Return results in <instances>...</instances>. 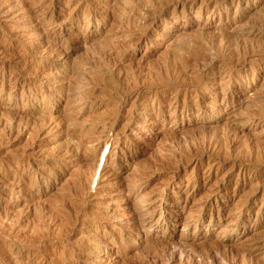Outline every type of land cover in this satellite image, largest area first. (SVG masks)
Here are the masks:
<instances>
[{
  "label": "rangeland",
  "instance_id": "rangeland-1",
  "mask_svg": "<svg viewBox=\"0 0 264 264\" xmlns=\"http://www.w3.org/2000/svg\"><path fill=\"white\" fill-rule=\"evenodd\" d=\"M263 42L264 0H0V264H264Z\"/></svg>",
  "mask_w": 264,
  "mask_h": 264
},
{
  "label": "bare ground",
  "instance_id": "bare-ground-1",
  "mask_svg": "<svg viewBox=\"0 0 264 264\" xmlns=\"http://www.w3.org/2000/svg\"><path fill=\"white\" fill-rule=\"evenodd\" d=\"M137 1V0H136ZM154 1V0H153ZM162 2V1H161ZM168 2V1H167ZM164 5H166V4H164ZM164 5H162V6H164ZM226 5V4H225ZM224 5V6H225ZM143 6V5H142ZM199 9V8H198ZM128 10V9H127ZM152 12V11H151ZM156 12V11H155ZM159 12V11H158ZM198 12V11H197ZM154 13V12H153ZM159 15V14H158ZM207 37V36H206ZM223 38V37H222ZM230 38V37H229ZM231 39H232V37H231ZM206 40V39H205ZM224 40V39H223ZM227 40V39H226ZM235 40V39H234ZM233 40V41H234ZM248 41V40H247ZM209 43V42H208ZM223 43V42H222ZM228 43V42H227ZM264 43V42H263ZM216 45V44H215ZM209 46H211V45H209ZM214 46V45H213ZM226 47H227V45H226ZM215 48V47H214ZM224 49V48H223ZM220 50V49H219ZM121 51V50H120ZM231 51V50H230ZM226 52V51H225ZM101 53V52H100ZM215 53V52H214ZM227 54V53H226ZM96 55V54H95ZM100 55V54H99ZM170 55V54H169ZM231 55H232V53H231ZM109 56V55H108ZM173 56V55H172ZM172 56H171V58H172ZM221 57V56H220ZM96 58V57H95ZM95 58H93V59H95ZM163 58V57H162ZM166 58V57H165ZM203 59V58H202ZM162 60V59H161ZM85 61V60H84ZM84 61H82V62H84ZM164 61V60H163ZM213 61V60H212ZM162 62V61H161ZM165 62V61H164ZM211 62V61H210ZM81 63V62H80ZM206 64V63H205ZM92 65V64H91ZM97 65V64H96ZM100 65V64H99ZM166 65V64H165ZM208 65V64H207ZM82 66H84V65H82ZM87 66V65H86ZM93 66H94V64H93ZM102 66V65H101ZM156 66V65H155ZM173 66V65H172ZM179 66V65H178ZM77 67V66H76ZM175 67V66H174ZM184 67V66H183ZM86 68V67H85ZM93 68V67H92ZM99 68V67H98ZM103 68V67H102ZM154 68V67H153ZM156 68V67H155ZM204 68H206V66L204 65ZM78 69V68H77ZM100 69V68H99ZM104 69V68H103ZM108 69V68H107ZM180 71L182 70V69H180V68H178ZM89 70V69H88ZM97 70V69H96ZM144 70V69H143ZM100 71V70H99ZM120 71V70H119ZM118 71V72H119ZM130 71V70H129ZM168 71V70H167ZM131 72V71H130ZM140 72V71H139ZM73 73H74V71H73ZM111 73V72H110ZM141 73V72H140ZM160 73V72H159ZM172 73V72H171ZM181 73V72H180ZM202 73V72H201ZM98 74V73H97ZM164 74V73H163ZM170 74V73H169ZM179 74V73H178ZM106 75V74H105ZM154 75V74H153ZM184 75V74H183ZM104 76V75H103ZM130 76V75H129ZM138 76V75H137ZM148 76V75H147ZM176 76H177V74H176ZM79 77V76H78ZM149 77H150V74H149ZM163 77V76H162ZM170 77V76H169ZM125 78V77H124ZM153 78V77H152ZM82 79V78H81ZM112 79V78H111ZM126 79V78H125ZM134 79V78H133ZM153 79H155V78H153ZM168 79V78H167ZM190 79V78H189ZM158 80V79H157ZM164 80V79H163ZM179 80V79H178ZM182 80V79H181ZM192 80V79H191ZM75 81V80H74ZM77 81V80H76ZM96 81V80H95ZM126 81V80H125ZM128 81V80H127ZM135 81V80H134ZM160 81V80H159ZM183 81H185V80H183ZM182 81V82H183ZM206 81V80H205ZM94 82V81H93ZM97 82V81H96ZM117 82V81H116ZM120 82V81H119ZM154 82V81H153ZM157 82V81H156ZM177 82V81H176ZM187 82V81H186ZM190 81L188 80V83H189ZM193 82V81H192ZM106 83V82H105ZM122 83V82H121ZM130 83V82H129ZM136 83V82H135ZM73 84V83H72ZM96 84V83H95ZM142 84V83H141ZM158 84V83H157ZM157 84H156V86H157ZM187 84V83H186ZM74 85V84H73ZM78 85V84H77ZM92 85H94V83L92 84ZM127 85V84H126ZM162 86V85H161ZM185 86V85H184ZM77 87V86H76ZM96 87V86H95ZM111 87V86H110ZM133 87V86H132ZM190 87V86H189ZM102 88V87H101ZM124 88V87H123ZM107 89V88H106ZM112 89V88H111ZM110 89V90H111ZM125 89V88H124ZM130 89V88H129ZM142 90V89H141ZM71 91V90H70ZM75 91V90H74ZM111 92V91H110ZM137 92V91H136ZM127 93V92H126ZM138 93H139V91H138ZM143 93V92H142ZM67 94V93H66ZM123 94V93H122ZM82 95V94H81ZM115 95V94H114ZM141 95V94H140ZM106 96V95H105ZM126 96V95H125ZM67 97V96H66ZM92 97H94V96H92ZM96 97H98L99 98V96H97L96 95ZM76 99V98H75ZM88 99V98H87ZM101 99V98H100ZM103 99V98H102ZM98 100V99H97ZM121 100V99H120ZM108 101V100H107ZM264 101V100H263ZM76 102V101H75ZM264 103V102H263ZM71 104V103H70ZM183 104V103H182ZM71 106V105H70ZM104 115V114H103ZM13 117V116H12ZM28 118V117H27ZM38 118V117H37ZM65 119V118H64ZM6 120V119H5ZM13 120H14V118H13ZM24 122H25V120H24ZM31 122V121H30ZM37 122V121H36ZM46 122V121H45ZM7 123V122H6ZM44 123V122H43ZM17 126V125H16ZM35 128V127H34ZM67 129V128H66ZM39 130V129H38ZM18 131V130H17ZM210 131V130H209ZM28 133H31V132H28ZM211 134V133H210ZM29 135V134H28ZM11 136V135H10ZM32 136V135H31ZM38 136V135H37ZM31 138V137H30ZM226 138V137H225ZM3 139V138H2ZM33 139V138H32ZM40 139V138H39ZM81 140V139H80ZM229 140V139H228ZM33 141H34V139H33ZM13 142V141H12ZM73 145H74V143H73ZM75 146V145H74ZM73 146V147H74ZM197 146V145H196ZM224 146V145H223ZM26 147V146H25ZM67 147V146H66ZM20 148V147H19ZM22 148V147H21ZM29 148H31L30 146H29ZM182 148V147H181ZM27 149V148H26ZM68 149V148H67ZM178 149V148H177ZM226 150H227V148H225ZM24 150V149H23ZM203 150V149H202ZM199 151V150H198ZM201 151V150H200ZM42 152V151H41ZM179 152V151H178ZM190 152V151H189ZM188 153V152H187ZM186 153V154H187ZM195 153V152H194ZM175 154V153H174ZM27 155V154H26ZM185 155V154H184ZM192 155V154H191ZM195 155V154H194ZM183 156V155H182ZM188 156H189V154H188ZM192 157V156H191ZM176 158V157H175ZM180 160V159H179ZM5 161V160H4ZM37 161V160H36ZM182 161V160H181ZM185 161V160H184ZM23 163V162H22ZM172 164V163H171ZM183 164V163H182ZM22 165V164H21ZM177 165V164H176ZM255 165H256V163H255ZM149 166V165H148ZM153 166V165H152ZM174 166V165H173ZM6 170V169H5ZM18 174V173H17ZM76 175V174H75ZM79 177V176H78ZM81 177V176H80ZM5 178V177H4ZM140 178V177H139ZM148 180V179H147ZM143 183V182H142ZM154 193V192H153ZM63 200V199H62ZM46 202V201H45ZM44 202V203H45ZM40 203V202H39ZM27 205V204H26ZM61 210V209H60ZM63 212V211H62ZM71 212V211H70ZM64 213V212H63ZM72 213V212H71ZM36 217V216H35ZM68 217V216H67ZM69 218V217H68ZM96 219V218H95ZM38 220V219H37ZM14 221V220H13ZM64 221V220H63ZM67 221V220H66ZM65 221V222H66ZM31 222H32V220H31ZM61 222V221H60ZM58 223V222H57ZM33 224V223H32ZM57 225V224H56ZM30 226V225H29ZM62 226H63V224H62ZM68 226H70V225H68ZM73 226V225H72ZM186 226V225H185ZM42 228V227H41ZM71 228V227H70ZM33 229H35V228H33ZM62 230V229H61ZM34 231H36V229L34 230ZM55 231V230H54ZM48 233V232H47ZM51 235V234H50ZM67 235V234H66ZM29 238V237H28ZM32 238V237H31ZM32 241V240H31ZM30 241V242H31ZM39 244V243H38ZM99 244V243H98ZM145 246V245H144ZM183 246V245H182ZM186 246V245H185ZM218 246V245H217ZM148 247H150V246H148ZM154 247V246H153ZM184 247V246H183ZM193 248V247H192ZM37 249V248H36ZM77 249V248H76ZM151 249V248H150ZM51 250V249H50ZM149 250V249H148ZM154 250V249H153ZM191 250V249H190ZM203 250V249H202ZM207 250V249H206ZM218 250V249H217ZM188 251V250H187ZM187 251H185V252H187ZM197 251V250H196ZM204 251V250H203ZM208 251H210V250H208ZM212 251H214V250H212ZM212 251H210L209 253H208V255H209V257H208V255H206L205 254V252L203 253L205 256L204 257H208V258H210L209 260H211L212 261V263H213V260H214V262H216V260L214 259V257L212 256L213 255V252ZM216 251V250H215ZM148 252V251H147ZM182 252H184L183 250H182ZM207 252V251H206ZM180 253V252H179ZM188 253V252H187ZM196 253V252H195ZM219 253V252H218ZM33 254V253H32ZM173 254V253H172ZM183 254V253H182ZM189 254V253H188ZM191 254V253H190ZM212 254V255H211ZM151 255H153V254H151ZM196 255H197V253H196ZM215 255H217V254H215ZM192 256V255H191ZM195 256V255H194ZM200 256V255H199ZM167 257V256H166ZM206 257V258H207ZM9 260V259H8ZM201 260V259H200ZM210 261V262H211ZM170 262V261H169ZM198 263V262H197ZM258 263V262H257ZM139 264V263H138ZM152 264V263H151ZM183 264V263H182ZM190 264V263H189ZM203 264V263H202ZM217 264V263H216Z\"/></svg>",
  "mask_w": 264,
  "mask_h": 264
}]
</instances>
